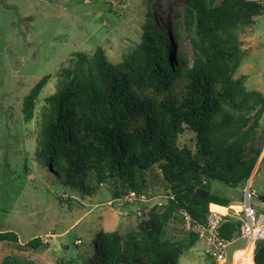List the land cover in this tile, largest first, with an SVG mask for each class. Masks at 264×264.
I'll return each mask as SVG.
<instances>
[{"label": "trees", "instance_id": "16d2710c", "mask_svg": "<svg viewBox=\"0 0 264 264\" xmlns=\"http://www.w3.org/2000/svg\"><path fill=\"white\" fill-rule=\"evenodd\" d=\"M183 2L175 22L191 36L190 64L172 50L168 28L154 29L149 12L140 43L120 62H109L101 47L92 55L75 53L71 66L60 70L55 91L44 98L36 160L81 198L86 177L110 184L112 199L127 190L149 194L152 176L160 178L163 193L173 194L161 210L149 211L124 233L99 230L95 264H177L198 237L188 232L186 239H173L168 224L181 222L183 211L201 225L210 205L229 206V199L211 191V181L245 182L260 157L262 148L254 143L264 96L248 91L246 77L235 74L259 44L251 34L256 18H264V0ZM49 78H40L25 97L27 119ZM237 224L224 217L221 236L236 238ZM245 261L264 264V240Z\"/></svg>", "mask_w": 264, "mask_h": 264}, {"label": "rangeland", "instance_id": "374dc122", "mask_svg": "<svg viewBox=\"0 0 264 264\" xmlns=\"http://www.w3.org/2000/svg\"><path fill=\"white\" fill-rule=\"evenodd\" d=\"M183 10V0H0V233H7L0 238V261L90 264L93 259L95 264L99 230L124 233L139 222L131 207L106 205L112 200L110 184L99 186L86 177L81 198L77 190L36 160L40 116L44 98L55 91L60 70L71 66L75 53L92 55L101 47L109 62H120L140 43L149 12L154 29L168 28L172 50L175 54L180 51L190 64L194 51L191 36L175 22V14ZM252 33L261 38L262 51L248 54L235 76L246 75V89L264 96V18H256ZM45 75L50 78L27 119L23 101ZM262 129L264 115L254 143L264 151ZM184 139L187 142L188 136ZM256 163L250 175V187L256 193L251 203L264 212L259 198L264 196V154ZM152 178L148 193L160 197L165 187L159 177ZM247 184L248 180L235 186L212 180L211 191L242 205ZM57 197L65 203L60 204ZM125 211L127 215H122ZM166 231L176 240L186 239L188 234L183 221L171 222ZM244 245L241 239L234 241L222 264H246L240 261ZM206 249L198 240L183 251L177 264H221Z\"/></svg>", "mask_w": 264, "mask_h": 264}, {"label": "built area", "instance_id": "2783aa9c", "mask_svg": "<svg viewBox=\"0 0 264 264\" xmlns=\"http://www.w3.org/2000/svg\"><path fill=\"white\" fill-rule=\"evenodd\" d=\"M256 196V193L250 187V178L248 184L243 188L244 204L241 211L230 214L233 209H226L228 212L221 213L214 211L210 207L206 214L205 222L201 225L194 223L191 217L186 212H181L183 226L188 232H193L197 235L198 240L202 241L207 249L206 253L210 255L214 261L225 262L226 249L236 240L241 239L245 242V251L240 261L245 260L250 248L257 242L264 240V212L254 208L251 201ZM166 199H173V194L170 190H166L160 197L151 196L145 192L135 190H127L118 198H114L106 203L108 207L114 204H121L131 207L137 216L144 217L149 211L161 210ZM234 212V210L232 211ZM231 217L238 224L236 227L237 237L234 239H226L220 234V225L224 217Z\"/></svg>", "mask_w": 264, "mask_h": 264}, {"label": "crops", "instance_id": "0c3cea01", "mask_svg": "<svg viewBox=\"0 0 264 264\" xmlns=\"http://www.w3.org/2000/svg\"><path fill=\"white\" fill-rule=\"evenodd\" d=\"M255 38V40H258L259 41V44H258V46L253 50V51H251L249 54H252V53H254V52H256V51H258V50H261L262 51V40H261V38H259L258 36H256L255 35V33H252L251 34V40H253ZM248 56V55H247ZM246 56V57H247ZM243 76H245L246 77V75H243ZM239 77V76H238ZM246 80H247V78H246ZM246 80H245V82H246ZM263 154H264V151H262V153L260 154V158L258 159V162L262 159V156H263ZM256 165H257V163H256ZM228 199V198H227ZM230 200V199H229ZM214 206H217V207H221V208H225V209H233L234 210V212H232V211H227L226 210V212H228V213H230V214H233V213H236V212H239V211H241V204H237V203H235V202H233V201H231L230 200V205L229 206H227V207H223V206H219V205H214ZM235 207V208H234ZM127 213L128 212H124V213H121L122 215H127ZM227 217H229V216H227ZM229 218H231V217H229ZM232 219V218H231ZM124 220V219H123ZM122 220V221H123ZM234 220V219H233ZM76 221H78V220H76ZM128 220L126 219L124 222H121V224H124L125 222H127ZM235 221V220H234ZM237 237V236H236ZM235 239V238H234ZM236 240H239V239H236ZM235 240V241H236ZM244 251H245V245H244V247L242 248V252H241V255H240V259H241V257L243 256V254H244ZM246 264H249V263H247V262H245ZM253 263V262H252ZM251 263V264H252Z\"/></svg>", "mask_w": 264, "mask_h": 264}, {"label": "bare ground", "instance_id": "6f19581e", "mask_svg": "<svg viewBox=\"0 0 264 264\" xmlns=\"http://www.w3.org/2000/svg\"><path fill=\"white\" fill-rule=\"evenodd\" d=\"M210 208L214 211H219L221 213H225L226 212V209L225 208H221V207H217V206H214V205H210ZM235 208V207H234Z\"/></svg>", "mask_w": 264, "mask_h": 264}]
</instances>
